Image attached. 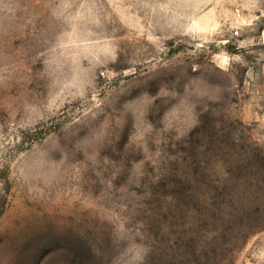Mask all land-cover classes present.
<instances>
[{
  "label": "rangeland",
  "instance_id": "374dc122",
  "mask_svg": "<svg viewBox=\"0 0 264 264\" xmlns=\"http://www.w3.org/2000/svg\"><path fill=\"white\" fill-rule=\"evenodd\" d=\"M0 264H264V0H0Z\"/></svg>",
  "mask_w": 264,
  "mask_h": 264
}]
</instances>
